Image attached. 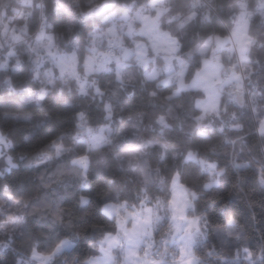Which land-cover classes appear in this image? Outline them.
<instances>
[{
  "label": "clouds",
  "instance_id": "clouds-1",
  "mask_svg": "<svg viewBox=\"0 0 264 264\" xmlns=\"http://www.w3.org/2000/svg\"><path fill=\"white\" fill-rule=\"evenodd\" d=\"M0 264H264V0H0Z\"/></svg>",
  "mask_w": 264,
  "mask_h": 264
}]
</instances>
